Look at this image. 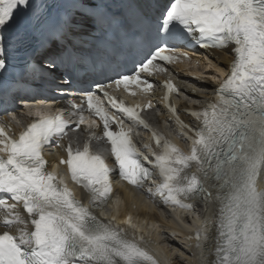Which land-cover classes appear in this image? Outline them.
<instances>
[{
  "label": "snow or ice",
  "instance_id": "snow-or-ice-1",
  "mask_svg": "<svg viewBox=\"0 0 264 264\" xmlns=\"http://www.w3.org/2000/svg\"><path fill=\"white\" fill-rule=\"evenodd\" d=\"M54 15L55 27L45 30ZM112 29L131 36L132 68L121 72L102 65L90 71H113L115 78L109 79L126 89L139 86L143 79L147 87L141 90H150L152 84L142 74L167 71L157 60L179 62L178 56L165 54L175 51L169 41L187 39L205 49H231L234 58L227 73L218 69L224 78L211 100L191 112L198 126L193 129L180 122L191 133L189 151L155 132V146L148 147L160 177L156 192L164 203L192 211L195 201L214 215L215 235L207 226L203 232L204 240L212 243L210 264H264V187L257 183L264 172V0H0V70L7 71L12 59L24 57L33 74L38 71L52 83L62 81L57 88L71 87L82 38ZM83 83L87 86L81 88L82 103L103 121V136L111 145L120 178L142 187L153 173L141 163L130 130L122 126L111 130L115 118L93 103L98 97L92 84L101 91L106 86L97 80ZM164 87L165 101L180 91L170 80ZM69 103L83 110L74 101ZM112 105L149 127L136 111L139 105L128 107L114 98ZM169 109L175 114L170 103ZM68 127L61 115H41L12 139L6 125L0 124V153L5 154L0 155V227L25 225L17 229L18 235L0 233V264H157L135 238H128L127 229L93 213V208L109 202L113 189L111 170L87 143L82 150L69 145L67 159L60 163L90 194L89 205L47 170L44 150L61 147L59 140ZM19 204L29 215L31 232L17 211ZM200 237L197 229L195 238ZM139 239L143 241L142 236Z\"/></svg>",
  "mask_w": 264,
  "mask_h": 264
},
{
  "label": "bare ground",
  "instance_id": "bare-ground-1",
  "mask_svg": "<svg viewBox=\"0 0 264 264\" xmlns=\"http://www.w3.org/2000/svg\"><path fill=\"white\" fill-rule=\"evenodd\" d=\"M215 55L217 56V62L213 64L215 65V67L223 69V71L226 72L227 65L229 63V57L219 53H215ZM219 65H221L222 67L220 68ZM215 67H212V69H217ZM217 77H212L215 83L217 81ZM181 78L188 79L187 76H181ZM214 82L207 79L192 80V83L194 85L206 89L208 93L215 89ZM204 97L209 98V94L204 95ZM195 98L201 99L203 98V96L196 95ZM119 193L122 195L125 202L123 208L124 214L122 215V217L125 216V213L131 212L135 217L146 219L147 225H142L141 227H143L145 231L152 234V236H154L159 241L160 244L158 247H145L143 245L141 246L155 258L157 264H210V261L214 258L212 243L211 241L206 242L204 240L203 232L205 226H207L209 233L215 235L216 228L213 223L214 215L212 213H205V219L203 221L204 225H200L203 217L192 216L193 210L187 211L178 209L176 207L166 209V207H164L165 203L163 200L156 201L149 193H143L139 197L130 195L124 189L120 190ZM146 199L149 200V203L144 202V200ZM130 201H135V203L138 205L136 212H132ZM197 208H199L203 212L204 209L207 208V206L203 204V206L198 205ZM187 216L190 217V220H188ZM177 220L179 222H177ZM148 224L150 225L148 226ZM20 227H25V225H15L13 226L12 230L15 233L19 234L17 229ZM26 227H28L27 224ZM182 227H185L188 230L197 228L200 229L203 238L202 241L196 244L194 241L186 240L185 238L187 236V233ZM166 234L172 235L174 236V238H171L169 235L168 237L163 238V236ZM176 241L179 243H177ZM205 243L208 244V249L206 252L204 250ZM176 245L184 246L185 252H183L182 249L178 248V246Z\"/></svg>",
  "mask_w": 264,
  "mask_h": 264
},
{
  "label": "rangeland",
  "instance_id": "rangeland-1",
  "mask_svg": "<svg viewBox=\"0 0 264 264\" xmlns=\"http://www.w3.org/2000/svg\"><path fill=\"white\" fill-rule=\"evenodd\" d=\"M194 99H195V98H194ZM196 216H200V215H199V211L196 213ZM169 233H170V232H169ZM164 237H167V234L164 235L163 238H164ZM176 242H177V241H176ZM177 243H179V242H177ZM172 246H173V245H172ZM176 246H178V248H181L182 251L185 252V250H184V249H185L184 246H182V245H176ZM178 254H179V253H178Z\"/></svg>",
  "mask_w": 264,
  "mask_h": 264
}]
</instances>
